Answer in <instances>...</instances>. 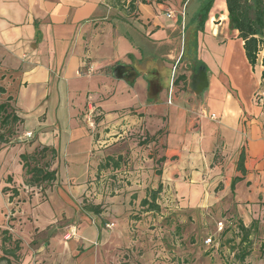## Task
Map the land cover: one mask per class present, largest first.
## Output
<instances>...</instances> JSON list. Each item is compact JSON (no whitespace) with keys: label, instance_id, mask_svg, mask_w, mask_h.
I'll return each mask as SVG.
<instances>
[{"label":"crops","instance_id":"0c3cea01","mask_svg":"<svg viewBox=\"0 0 264 264\" xmlns=\"http://www.w3.org/2000/svg\"><path fill=\"white\" fill-rule=\"evenodd\" d=\"M129 1L0 0V86L5 90L0 99L10 97L21 119L15 135L20 143L0 148V256L7 250L11 264H39L37 254L44 253L49 259L60 254L57 264L64 257L65 264L86 257L95 261L105 248L109 253L124 244L119 242L124 230L115 224L106 227L105 220H113L110 214H95L83 208L81 200L87 199L92 172L104 157L122 150L123 144L131 152L140 150L136 138H128L131 129L129 135L145 131L163 143L160 182L177 190L185 206L190 208L199 198L213 205L225 201V209L232 203L245 226L255 219H245L253 204L264 211L262 67L258 62L251 69L247 63L242 41L228 27L224 0H215L207 34L196 36L187 26L192 16L188 2L135 0L130 9ZM191 37L197 59L209 67L201 91L202 74L182 68L184 46ZM211 56L219 57L217 67L209 64ZM238 57L246 72L239 68ZM189 77L191 96L183 89ZM27 132L32 149L26 154L42 146L54 149L53 198L50 191L32 192L31 187V196H22L27 177L19 155L25 153ZM242 150L244 173L236 169ZM142 156L128 164L146 166ZM73 167L83 168L79 180ZM124 167L122 163L118 169ZM3 187L9 189L3 193ZM54 199L68 207L69 214L62 206L49 210ZM44 206L49 218L44 215L46 221L38 225L40 214L33 211ZM15 243L19 249L14 259L10 250Z\"/></svg>","mask_w":264,"mask_h":264},{"label":"rangeland","instance_id":"374dc122","mask_svg":"<svg viewBox=\"0 0 264 264\" xmlns=\"http://www.w3.org/2000/svg\"><path fill=\"white\" fill-rule=\"evenodd\" d=\"M158 1L166 2V5H169L168 2L173 3L172 0ZM196 5L197 3L195 0H190L188 2L189 13L193 14ZM181 6L179 8L180 11L182 10ZM218 16L219 15H217V17ZM217 17L216 22H220ZM216 22L214 21L213 23L216 24ZM225 31L229 33L227 30ZM205 32L207 34V31L204 30V33ZM193 43V37L190 38L187 46L185 43L182 56V68L184 70L189 68L190 65H193ZM210 58L212 62L209 64L213 68L217 67L219 57L215 56L214 58L211 56ZM237 59L239 68L243 72H246L241 59L239 57ZM188 82V84L185 83L187 89H183L186 95L191 96L193 93V89L191 88V77H189ZM196 99L199 101V97ZM196 126H198V124ZM16 130L18 129L16 128ZM129 133L133 134V130L127 131V135L128 138H132V141H134L133 136L135 134L129 135ZM138 133L146 136L149 141L137 144L140 146V150L136 153L131 152L130 149L128 150V146L125 147V144L122 145L123 147L119 148L122 150L112 152L111 154L114 156H117L119 151L123 152L121 156L123 157L122 163H124L126 167L121 168V171L119 169H104L98 172V175L94 173L96 171L94 170L92 173L95 178L91 181L92 185H89L87 199L81 200V203L101 205L102 215L104 211L110 214L108 217L113 219L112 221L105 220V222L108 223L106 227L113 228L115 225H118L119 229L125 232L123 239L119 242L121 243L124 240L125 242L124 244L115 246L109 253L108 249L105 248L104 254H100L98 260L96 259L94 261L93 258L90 257H86L82 260L78 258L75 264H237L238 262L235 260L234 251H231L229 247L237 244L240 239L237 222L241 220V218L233 208L232 203H230L228 209H225V201L213 205L210 199L201 201L199 198L193 203L194 206L191 205L189 208L185 206V202L180 199L177 190L171 187L167 188V186L165 187L163 184L162 191L157 199V203L160 205V211L147 212L139 205L141 196L147 193L146 191L148 189H155L160 181L161 174L159 175L156 171L162 173L163 170L162 164L158 159L161 157L164 145L159 142V138L156 136L150 137L145 131H139L137 134ZM124 136L125 135H123V137ZM135 136L137 141V135ZM24 137L25 139L23 141L26 142L32 139V135H25ZM15 139V137L11 139L12 145L20 143ZM26 142L24 143L26 144ZM29 143L31 144V142H27L24 146L25 153L27 150L31 151L32 149ZM31 153L33 152H29L28 154ZM140 153L143 154V160H147L149 164L138 168H132L131 164L129 165L128 163L138 158ZM150 159L153 161L152 166L150 164ZM9 164L10 163H8V165ZM94 165L95 160H92L91 166ZM10 170L14 171V167L11 166ZM69 170L72 171V168ZM79 172L83 175L82 167H73V175L78 180L81 177ZM25 186V189L21 191V193H23L22 196H31V193L35 190L32 189L31 192L29 190L30 186L27 184ZM77 187H79V185L75 186L76 191ZM83 187L85 189L86 185L84 184ZM38 190H40V188H38ZM46 190L47 192L50 191V197L53 198L54 189L48 186ZM206 190L208 191V187ZM206 190L204 191L205 196H207ZM38 192L43 193V190ZM213 194L211 190L208 192L209 197H213ZM200 196H202V193ZM258 197L259 193L257 195V198ZM257 198L255 200H258ZM48 205L50 207L49 210L55 209L57 206H62L63 209L65 208L66 213L69 214L70 209L56 199L50 201ZM255 205L256 204H253V208L248 211L245 217L246 220L255 218L256 221H258V224H256V227L248 238L247 245L250 246L251 252L245 259V263L264 264V250L261 248V244L264 243V211L261 212L259 207ZM47 207L48 206H44L39 208V210L33 211L35 215L40 214L37 222L38 225H42L46 221L44 215L49 218ZM118 208L119 210L122 209V212L119 211L117 213ZM218 223H222L223 225L220 231L218 230ZM29 227L30 224L28 223L27 230L30 229ZM23 236L26 242H30V237H27V233L23 234ZM207 238H210L211 241L207 242ZM228 240H232L233 242L229 243L227 242ZM87 253L88 252H85V254ZM46 255L47 253L37 254L38 262H40L39 264H57L59 259H61L58 253L56 258L54 256L51 259L47 258ZM65 258L66 257L62 259L61 264H65ZM0 264H4V262ZM15 264H23V262L20 261Z\"/></svg>","mask_w":264,"mask_h":264},{"label":"trees","instance_id":"16d2710c","mask_svg":"<svg viewBox=\"0 0 264 264\" xmlns=\"http://www.w3.org/2000/svg\"><path fill=\"white\" fill-rule=\"evenodd\" d=\"M135 0H130L128 7L133 9ZM145 0H142L144 2ZM190 0H183L182 4L187 5ZM197 3L193 14L189 20L187 26H191L193 34L196 36L199 32H204L205 25L209 19L210 12L213 8L215 0H195ZM225 7L227 10L228 27L231 30L236 31L237 38L242 41V48L244 52L245 59L250 65L251 69L259 62L261 70V83L264 84V0H224ZM185 11V10H184ZM181 15L179 16V21L181 20ZM186 28V26H184ZM194 44V55L196 54V42ZM193 65H190V70L192 73H197L199 71H204L205 74L209 71L208 65L197 59L196 55L192 59ZM175 82V80H174ZM5 92L4 88L0 86V95ZM10 97L5 100L0 99V148L1 145H6L11 142V139L16 135V128L21 123V119L15 114L13 107L9 103ZM98 117V116H97ZM138 140L135 143L141 144L148 142L149 139L142 134H136ZM54 157V149L47 146H42L33 151L31 154L22 153L19 155L22 168L24 170V175L27 177L25 183L29 185L32 189L45 190L46 187L51 186L55 179V171L50 170V161ZM121 155H108L104 157L97 165L98 172L108 169L116 170L120 168L123 160ZM163 157H160L159 162L163 161ZM157 160V161H158ZM245 153L242 150L239 154L236 169L241 173L245 172L244 167ZM158 174L161 173L159 171ZM238 178H234L231 183V189L234 187V183ZM9 188L3 187L1 192L5 193ZM31 189V190H32ZM14 194L16 191L12 189ZM162 191V184L159 181L155 189H148L144 198L140 199L139 205L143 210L147 212H158L160 211V205L157 203L158 195ZM83 208L99 214L101 209L100 205L86 204L84 203ZM258 224V221L254 219L248 226H245L242 220L237 222L238 233L240 234V239L237 244L231 245L229 248L234 251L235 260L237 264H247L245 259L250 255V246L247 245L248 238L251 232ZM226 232V231H224ZM223 232V233H224ZM233 240V239H232ZM232 240L227 242L232 243ZM262 250H264V243L261 244ZM19 249L18 243H15L14 247L10 250V256L14 259L16 258V251ZM11 264L10 259L7 257V250L3 251V255L0 256V263ZM235 264V263H233Z\"/></svg>","mask_w":264,"mask_h":264},{"label":"built area","instance_id":"2783aa9c","mask_svg":"<svg viewBox=\"0 0 264 264\" xmlns=\"http://www.w3.org/2000/svg\"><path fill=\"white\" fill-rule=\"evenodd\" d=\"M168 16H170V13H168ZM172 83H173V81L171 82V85H172ZM262 95H264V94H262ZM258 96H260V95H258ZM171 99H172V91H171V89H170V90L168 91V103H171ZM92 113H93V110H91L89 113H87V115H88L89 117H91V114H92ZM94 113H95V112H94ZM89 122H90L91 125L93 124V121H92L91 119H89ZM25 135H26V136H30L31 133H30V132H27V133H25ZM222 227H223L222 223H218V230H219V231L222 229ZM206 241H207V242H210L211 239H210V238H207Z\"/></svg>","mask_w":264,"mask_h":264},{"label":"water","instance_id":"95a60500","mask_svg":"<svg viewBox=\"0 0 264 264\" xmlns=\"http://www.w3.org/2000/svg\"><path fill=\"white\" fill-rule=\"evenodd\" d=\"M199 73H201L202 74V81H201V85H199V90L201 91L202 90V88L207 84V82H206V78H205V72L204 71H199Z\"/></svg>","mask_w":264,"mask_h":264}]
</instances>
